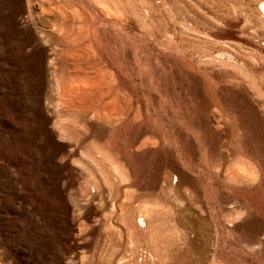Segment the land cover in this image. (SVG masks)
I'll return each mask as SVG.
<instances>
[{
  "label": "rangeland",
  "instance_id": "rangeland-1",
  "mask_svg": "<svg viewBox=\"0 0 264 264\" xmlns=\"http://www.w3.org/2000/svg\"><path fill=\"white\" fill-rule=\"evenodd\" d=\"M0 264H264V0H0Z\"/></svg>",
  "mask_w": 264,
  "mask_h": 264
}]
</instances>
